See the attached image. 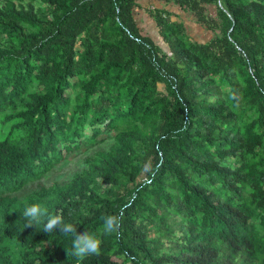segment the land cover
<instances>
[{
    "label": "trees",
    "instance_id": "trees-1",
    "mask_svg": "<svg viewBox=\"0 0 264 264\" xmlns=\"http://www.w3.org/2000/svg\"><path fill=\"white\" fill-rule=\"evenodd\" d=\"M142 1L0 0V264H77L31 204L101 241L82 264H264V0H147L167 49Z\"/></svg>",
    "mask_w": 264,
    "mask_h": 264
},
{
    "label": "clouds",
    "instance_id": "clouds-1",
    "mask_svg": "<svg viewBox=\"0 0 264 264\" xmlns=\"http://www.w3.org/2000/svg\"><path fill=\"white\" fill-rule=\"evenodd\" d=\"M47 215V221L44 224L43 232L51 234L58 231L64 237L72 241L71 250L67 249V254L77 260V264H82L83 260L92 255H100L101 241L87 231L78 232L77 227L71 222H65L60 215H50L46 208L39 204H31L25 207L23 216L28 221L27 226L37 225L42 216ZM120 217L116 215H107L103 217V233L105 235L117 234L120 228Z\"/></svg>",
    "mask_w": 264,
    "mask_h": 264
},
{
    "label": "rangeland",
    "instance_id": "rangeland-1",
    "mask_svg": "<svg viewBox=\"0 0 264 264\" xmlns=\"http://www.w3.org/2000/svg\"><path fill=\"white\" fill-rule=\"evenodd\" d=\"M147 0H143L141 2V9H137L135 12V16L137 19V22L139 23L141 29L145 31L146 33L150 34L155 41L163 48L167 49L165 43L161 40L159 35L157 34V29L153 23V21L150 19L147 12L144 10L146 8ZM157 2V1H156ZM158 3V2H157ZM157 5H160L159 3ZM210 11L213 13L214 8L209 7ZM186 26H187V32L188 34L195 40L199 41H205L210 37V31H208L206 28H204L201 24L197 23L194 18L188 17L185 19ZM110 139L102 143V147L107 146ZM93 150L96 149V147H92ZM93 150L83 151L81 153H72L69 154L67 159L54 167L49 173H47L44 178L42 179V184L48 185L50 182L57 180V181H63L69 179L73 173L76 171L82 169L85 166V157L89 153H91ZM30 188L24 191V193H27Z\"/></svg>",
    "mask_w": 264,
    "mask_h": 264
}]
</instances>
